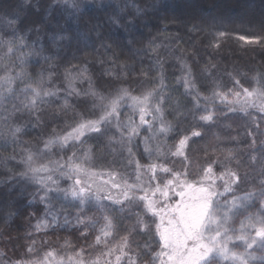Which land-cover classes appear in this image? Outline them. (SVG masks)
I'll use <instances>...</instances> for the list:
<instances>
[{"label":"snow or ice","instance_id":"6c2138e0","mask_svg":"<svg viewBox=\"0 0 264 264\" xmlns=\"http://www.w3.org/2000/svg\"><path fill=\"white\" fill-rule=\"evenodd\" d=\"M63 3L66 8L71 5L69 14L76 16L78 20H83L93 10L107 12L111 9L107 19L112 24L120 23L119 12L124 9L135 8L136 16L144 11L135 3V0H132L131 4L129 0H124L123 8L119 5L112 7L102 2L80 5L75 0H63ZM151 7L159 6L152 4ZM213 7L220 6L213 4ZM213 19L215 41L231 38L235 32H243L245 35H239V41L264 47V22L257 30L251 22L246 23L243 19L238 21L229 19L225 22L223 15ZM172 22L187 27L179 18H174ZM188 30L199 31L200 25L193 22ZM92 31L98 32V26L93 25L80 33L84 47L89 46L88 41ZM38 33L37 29L36 40L27 44V33L18 35V30L14 29L7 37L0 35V44L7 45V53L24 48L31 49L28 52L20 51L18 59L21 66L29 63L30 58L39 57L49 62V67H55L52 63L53 57L43 55L45 51L43 44L37 50L36 45L40 43ZM55 39L53 37L54 41ZM135 42V37L128 39V45H133ZM149 43L151 46L152 42ZM101 46H104L102 39ZM213 46L219 48L220 43H215ZM152 50L155 51L156 48ZM5 71L6 74L0 76V101L6 98L5 93L8 96H17V91L26 96L30 95L32 106H35L36 98L42 95L60 99L59 88L45 87L46 82H50L55 73L49 71L45 77L44 71H41L37 74L35 84L28 83L17 90L13 85L17 80L23 83L22 78L29 74L24 67H21L16 75H12L7 67ZM87 71V67H82L80 76ZM77 78L79 77L72 76L69 70L65 71L68 95L74 94L78 97L81 95L74 87V80ZM88 79L89 88L83 95L91 98V107L86 111H90L95 118L78 114L80 118L73 126H70V131L64 130L57 133L53 129V133L43 141L42 149L37 153L29 151L26 157H21L19 164L23 165V171L16 173L9 169L11 175L4 181H0L8 183L16 180L23 185H38L36 191L31 193L32 200L28 204L31 206L36 203L38 198V202L45 207L44 217L50 218V222L48 219H38L35 229L39 231L56 226H72L75 221L74 226L77 228L83 226L85 229L80 233L85 239L88 237L89 229L96 230L94 243L89 244L88 247L96 249L97 246L102 245L107 251L101 248L94 258L85 260L83 259L85 249L81 247L79 252L75 253L78 259L74 261V264H101L103 257H111L117 251L119 254L115 255L114 262L103 260V264H225V262L227 264H264V141H261L260 148L261 178L258 181V187L256 185H251L249 189L242 187L249 180V176L247 172L242 176L239 168L231 167L235 159L231 151L224 160L210 159L193 172L191 171L192 162L185 151L189 136L180 138L174 146V151L169 149L168 152H161L159 143L155 148L149 143L157 140L158 137H167L174 131L172 123L165 117L164 103L168 97L163 94L162 76L159 91L153 89L140 95L131 94L125 87H117L114 91L104 94L98 92L92 86L91 79ZM183 79L185 94L190 95L189 89L194 88L195 85L187 76ZM232 79L234 88L223 93L214 90L211 96L204 99L211 102L214 98H218L229 112H241L246 117H252L253 113L250 109H254L262 114L259 118L264 120V72L257 73L251 78L255 84L251 88H244L235 77ZM229 94L233 99H229ZM193 99L196 101V107H200L199 93L193 96ZM28 107V104L24 105V108ZM59 107L62 111L70 107L67 97ZM125 107L129 109L128 112H122ZM12 108L10 116L16 117L17 113L20 117L23 116L22 108L16 105ZM176 111L178 114V109ZM204 111L208 112L207 104L204 105ZM32 115L33 113L29 111V116ZM137 115L138 122L134 119ZM4 119L7 120L8 117ZM199 119L206 122L212 121L213 113L201 115ZM41 123L42 118L37 116L33 126L38 127ZM256 126L260 127V125ZM112 129L116 130L118 136L109 135ZM21 131V127H15L12 135L15 136ZM142 131L147 133L142 137L141 142L144 144V154L152 161L148 164H141L140 159H137L136 153L133 152L134 139L141 136ZM200 135L198 131L192 132L194 137ZM0 139L4 140L3 146L6 147L7 139L2 133H0ZM89 141L95 142L97 151L105 152L106 149V154L113 156V165L119 163L120 168L125 169L134 165L133 172H121L115 166L98 170L93 166L94 145ZM255 144L253 140L249 147L254 148ZM114 145H119V148ZM53 147H58L60 152L65 153L72 150V153L66 159L61 155L57 160L49 159L47 163L35 166V158L47 156ZM81 148L84 149L83 152H80ZM125 151L127 156L123 155ZM205 152L207 155V149ZM154 156L156 160L163 157L166 162H155ZM169 156L178 159L169 160ZM256 159L255 155L250 157L252 163H255ZM9 160H15V156L4 158L5 167ZM235 162L239 165V160ZM217 168L219 171L216 170ZM41 173L44 174L41 175ZM62 180L70 183L64 187L61 185ZM69 208L75 212V215L68 211ZM89 212L93 215L89 216ZM17 214L19 213L8 212L3 218L4 223H10ZM70 215H72L71 220ZM133 217H135L134 223L131 222ZM145 217H149L150 221ZM237 217H243L239 229L233 226ZM101 220L102 224L97 229V224ZM121 229H123V235H121ZM139 234L151 236L156 244L155 248L145 244L143 256L148 257L147 261L143 260L141 252H136L133 256L125 251V249H131V244L134 242L133 236ZM115 236H119L118 246L109 247L108 238ZM35 244L36 240L33 239L27 245L26 254H34L37 251ZM63 246L69 247L71 242L65 238ZM240 248L242 251L238 250ZM54 254L55 250H50L44 252L43 256H33L30 259L11 261L0 259V264H50L48 258L53 257ZM4 256L5 252L0 249V258ZM69 260H72L71 256ZM58 264H63V261Z\"/></svg>","mask_w":264,"mask_h":264},{"label":"trees","instance_id":"16d2710c","mask_svg":"<svg viewBox=\"0 0 264 264\" xmlns=\"http://www.w3.org/2000/svg\"><path fill=\"white\" fill-rule=\"evenodd\" d=\"M75 2L80 5L102 2L112 7L124 6V0ZM131 3L132 0H129V4ZM135 3L144 9L139 16L135 15V8L129 7L119 12L120 23L112 24L107 19L111 9L107 12L96 9L83 20H78L76 16L69 14L71 5L66 8L63 0H0V35L7 37L15 29L18 30V35L27 33L26 43L31 44L36 40L38 29L40 43L36 48L39 50L43 44V55L53 57L52 63L55 64V67H49V62L32 57L29 63L21 66L18 59L20 51L28 52L31 49L24 48L7 53V45L0 44V76L6 74V67L11 70L12 75H16L21 67H24L29 75L22 78L23 83L17 80L13 85L14 89L18 90L25 84H35L39 72L44 71L46 77L51 71L55 75L50 82H46L45 87L60 89V99L42 95L36 98L35 106L30 104V95L26 96L18 91L17 96H8L5 93L6 98L0 101V133L7 139V145L3 146L4 140L0 139V181L11 175L9 169L16 173L23 171V165L19 164L21 157H26L29 151L37 153L42 149L43 141L53 133V129L57 133L70 131V126L80 118L78 114L95 118L90 111H86L91 107V98L83 95L89 88L88 78L91 79L92 86L104 94L114 91L117 87H125L131 94L140 95L153 89L159 91L162 76L163 94L168 97L164 103L165 117L174 127V131L167 137H160L165 145L174 149L176 141L185 135L189 136L186 154L192 160L225 158L231 151L232 156L239 160V165L236 162L235 165L239 168L240 175L243 176L247 172L249 176V180L242 187L249 189L251 185L259 186L260 148L261 141H264V120L259 118L262 114L254 109H250L252 117H246L241 112L230 113L223 103L214 106L212 102L218 98L209 102L204 97L211 96L214 90L223 93L234 88L232 77L239 79L244 88L254 87L251 78L264 72V47L239 41L238 36L245 33L235 32L231 38L222 41L213 39V18L220 15L224 16L225 22L229 19H243L259 30L260 24L264 22V0H135ZM152 4L159 7L153 8ZM213 4L220 7H213ZM174 18H179L187 27L172 22ZM193 22L200 25L199 31L188 30ZM93 25L98 26V32L90 33L89 46L84 47L80 33ZM53 37L56 38L55 41ZM130 37L136 38L133 45H128ZM101 39L104 46H101ZM149 42H152L151 46ZM215 43H220V47H214ZM157 45L159 47H156ZM154 47L155 51L152 50ZM82 67H87L88 71L80 76ZM130 68L133 70L130 71ZM66 70H69L72 76L79 77L74 80V87L81 93L79 97L67 94L69 89L65 79ZM186 76L195 85L189 89L190 95L185 94L183 78ZM197 93L200 107H196V101L193 99ZM65 97L70 107L62 111L59 106L63 104ZM25 104L29 107L24 108ZM206 104L208 112L204 111ZM13 105L23 109L22 117L19 113L16 117L9 115L13 111ZM218 106L219 111H215L212 121L199 119L201 115L209 113V107L211 111L218 109ZM29 111L33 113L32 116H29ZM128 111L127 107L122 109V112ZM37 116L42 118V123L34 127ZM4 117L8 119L5 120ZM134 119L138 122V115ZM15 127H21L22 131L13 136ZM193 131H198L201 135L194 137ZM146 134L142 131L141 136L136 137L133 142V152L141 164L152 162L144 154L141 142ZM109 135L118 136V133L112 129ZM253 140L256 142L254 148L249 147ZM89 143L94 145L93 166L98 170L115 166L121 172H133L134 165L127 169L120 168L119 163L113 165V156L106 154V149L105 152L97 151L95 142ZM114 147L119 148V145ZM83 151L81 148L80 152ZM71 153L72 150L65 153L60 152L58 147H53L47 156L35 158V166L47 163L49 159L57 160L61 155L66 159ZM123 155L127 156V152ZM252 155L257 158L255 163L250 160ZM8 156H15V160H9L5 167L4 158ZM173 158L169 157L171 160ZM161 160L164 158L156 161ZM61 183L65 187L70 182L62 180ZM37 188L38 185H23L16 180L0 182V249L7 250L4 251L5 256L0 259L4 261H9L6 254L16 255V249H22L21 246L30 238L32 227L28 223L33 219L34 208L35 212L45 211L38 198L36 203L31 206L28 204L32 200L31 193ZM56 207L59 210V205ZM68 211L75 213L71 208ZM8 212L19 214L15 215L10 223L5 224L3 218ZM242 219L243 217L235 219L238 228ZM51 233L53 234V231ZM112 240L114 239L111 238L109 242ZM238 250L242 251V248Z\"/></svg>","mask_w":264,"mask_h":264},{"label":"rangeland","instance_id":"374dc122","mask_svg":"<svg viewBox=\"0 0 264 264\" xmlns=\"http://www.w3.org/2000/svg\"><path fill=\"white\" fill-rule=\"evenodd\" d=\"M229 99L231 100V99H233V97L231 96V97H229ZM212 103H214L215 104L214 106H216L218 104L220 105L221 101L218 99ZM214 106L211 105L212 108H214ZM215 111H217V112L219 111V106H218V109H216V110L212 109L211 111H210V107H209V113H213V116L216 114ZM148 119H151V118L148 117ZM157 127H158V125H157ZM149 143L152 145L153 148H155L156 144L159 143L161 145V148H160L161 152H168L170 149L167 145H165V142L160 137H158L157 140L150 141ZM176 143H178V141H176ZM142 145H143V150H144V144L142 143ZM171 150L174 151L175 147H174V149L171 148ZM185 151H186V149H185ZM233 157L235 159L233 160L231 167H233L235 169V168H238L235 165V160H237V158H236V156H233ZM161 158H163V157H161ZM153 159L155 160V162H158V163L166 162L165 160L156 161L155 156ZM176 159H178V158L174 157L172 160H176ZM215 159L224 160V158H215ZM169 160H171V159H169ZM190 160L192 162L191 171L195 172L197 167L205 165L206 161H208L210 159L202 160L200 158L198 160H192V159H190ZM217 169H219V168H217ZM43 174L44 173H41V175H43ZM61 185L63 186V183H61ZM138 210L139 209H137V211ZM72 215H75V213L72 212ZM72 215L69 216L70 220L72 219ZM92 215L93 214L91 212H89V216H92ZM32 216H33V219H30V221L28 223V225H30L32 227L30 238L21 246L22 249H18V248L16 249V255L9 256L8 254H6V256H8L7 258L9 261L21 260V259H30V258H33V256H43L44 252L50 251V250H55L54 256L48 258L50 264H58V262H60V261H63V264H74V261L76 259H78L75 255V253L79 252L81 247H83L85 249V253L83 255V259H85V260L94 258L95 255L97 254V252L99 251V249L103 248L102 245L97 246L96 249L88 247L89 244L94 243L95 235L97 234L96 230L89 229L88 230V237H87V239H85L80 234L82 231H85V229L83 228V226H79V228H77L76 226H74L75 221H73L72 226H64V227L56 226L55 228L40 229L39 231H37L35 229V225L37 223V220L44 218V219H48V221L50 222V218L44 217V212H42L41 210H36V212H35V208H34V215L32 214ZM145 219L150 221L149 217H145ZM61 221H62V217H61ZM131 222L132 223L135 222V217L132 218ZM100 224H102V220L100 221L99 224H97V229L99 228ZM233 226L236 227L237 229H239L236 221H234ZM71 228H73V229H71ZM51 231H53V234L51 233ZM36 232H38V233L36 234ZM62 233H64V234H62ZM123 234H124L123 229H121V235H123ZM65 238H67L71 242V246H69V247L63 246ZM33 239L36 240V244L34 245V247L36 248L37 251L34 254H26L27 253V245L29 243H31V241ZM110 239L111 238H108V246L109 247H117L118 243H119V236H115L113 238L114 240H112L111 242H109ZM132 239L134 242L131 244V249L130 250L125 249V251L129 252L133 256H135L136 252H141L143 260L147 261L148 257L143 256V250L145 248V244H148L152 248H155L156 244H155L154 239H152L151 236L146 235V234L134 235ZM45 241H46V243H45ZM137 245H139V247ZM103 250L107 251L106 248H103ZM4 251H7V250H4ZM118 254H119V252L117 251L111 257H103L101 264H103V260H112L114 262L115 255H118ZM70 256L72 257V260H69ZM225 264H227V262H225Z\"/></svg>","mask_w":264,"mask_h":264},{"label":"clouds","instance_id":"9594fccd","mask_svg":"<svg viewBox=\"0 0 264 264\" xmlns=\"http://www.w3.org/2000/svg\"><path fill=\"white\" fill-rule=\"evenodd\" d=\"M89 2H90V0H89Z\"/></svg>","mask_w":264,"mask_h":264}]
</instances>
